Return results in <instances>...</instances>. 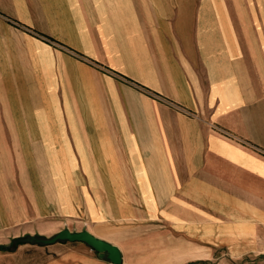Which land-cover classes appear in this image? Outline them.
I'll use <instances>...</instances> for the list:
<instances>
[{"label":"crops","instance_id":"crops-1","mask_svg":"<svg viewBox=\"0 0 264 264\" xmlns=\"http://www.w3.org/2000/svg\"><path fill=\"white\" fill-rule=\"evenodd\" d=\"M259 196L264 0H0V264H112L6 246L65 225L126 264L153 222L168 264H195L256 235Z\"/></svg>","mask_w":264,"mask_h":264},{"label":"rangeland","instance_id":"rangeland-1","mask_svg":"<svg viewBox=\"0 0 264 264\" xmlns=\"http://www.w3.org/2000/svg\"><path fill=\"white\" fill-rule=\"evenodd\" d=\"M258 201L259 208L264 209V196H259ZM243 211L244 218L250 219L251 217L259 223L256 235L248 240V243L243 244H195V253L207 257L195 264H264V216L260 213L256 216L255 213L249 212L245 207L243 208ZM151 224L153 226L148 227L147 229H142L144 234L141 237L128 244V246L134 248V250H132L131 253L127 252L126 255H133L135 258L126 259V264H168L175 261L164 258L168 255L166 253H170L169 250L172 245L160 243L158 236V223L153 222ZM1 246L2 244H0V247ZM243 248L257 250L254 251L255 253H248L241 257H236L234 254L239 253Z\"/></svg>","mask_w":264,"mask_h":264},{"label":"water","instance_id":"water-1","mask_svg":"<svg viewBox=\"0 0 264 264\" xmlns=\"http://www.w3.org/2000/svg\"><path fill=\"white\" fill-rule=\"evenodd\" d=\"M66 241H80L91 247L97 252L99 258L108 261L112 264H122V252L120 248L93 234L89 231L86 226L81 229H69L67 225L58 230L57 232L46 236L39 234H26L13 237L7 248L16 246L18 243H28L37 245H49L56 242H66Z\"/></svg>","mask_w":264,"mask_h":264},{"label":"trees","instance_id":"trees-1","mask_svg":"<svg viewBox=\"0 0 264 264\" xmlns=\"http://www.w3.org/2000/svg\"><path fill=\"white\" fill-rule=\"evenodd\" d=\"M2 248H4V247H2Z\"/></svg>","mask_w":264,"mask_h":264}]
</instances>
